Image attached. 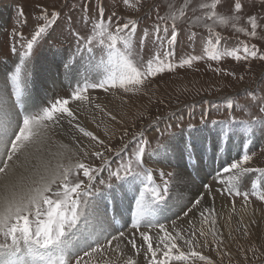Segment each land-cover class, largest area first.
I'll return each instance as SVG.
<instances>
[{
	"label": "snow or ice",
	"instance_id": "obj_1",
	"mask_svg": "<svg viewBox=\"0 0 264 264\" xmlns=\"http://www.w3.org/2000/svg\"><path fill=\"white\" fill-rule=\"evenodd\" d=\"M123 4L138 10L139 0H123ZM221 6L222 0H181L178 5L168 0L164 15L157 9L151 32L145 28L137 39L138 19L123 18L121 24L115 12L105 18L102 4L90 17L84 5L81 21L86 31L82 34L69 29L75 43L67 54L58 46L63 34L62 28L57 31L61 18L58 10L41 6L28 36L14 31L19 47L14 43L10 49L15 59L4 71V92L0 95V264H140L141 257L145 264H212L202 249L209 247V237L213 244L223 243L217 232L215 209L206 206V198H215L212 186L203 184L204 191H197L181 206L173 203L171 195L173 180L181 172L161 170L160 182L156 183L153 170L146 165L156 156L165 161H187L191 167L205 158L223 160L213 177L219 186L216 192L242 197L245 208L250 197L264 202V167L249 166L252 155L247 151L256 124L264 128V97H256L249 90L243 93L259 105L258 116L248 110L251 105L240 106L233 98H225L228 110L239 107L250 118L209 120L210 113L205 112L198 124L178 123L175 131L169 126L161 133L164 139L156 138L154 148L143 130L135 133L131 137L134 146L124 143L115 153L119 156L127 152V159L121 156V163L114 169L108 167L106 179H99L109 164L104 151L89 153L77 143L74 149L61 144L47 157L37 153L42 151L39 145L50 126L61 120H67L107 152L113 151L93 132L73 123L77 120L74 102L103 111L101 105L93 103L90 90L132 92L165 71L205 58L264 61V52L255 44L238 40L229 48L226 43L222 45L225 37L216 30L231 29L255 39L264 30L261 18L249 14L245 19L243 0H232L225 11H220ZM23 16L22 9L18 10V20ZM23 23L27 24L26 19ZM182 24L186 25L190 43L198 35L195 29L204 30L206 35L201 37V55L188 54L174 64ZM149 39L154 50L145 58ZM44 44L58 57L53 68L69 81L68 95L45 97L34 105L29 86L36 77L37 51ZM30 107L35 110L30 111ZM237 138L241 150L229 158ZM90 156L101 160V165L86 163ZM33 159L38 162L30 164ZM98 179L99 188L95 184ZM245 181L250 187L241 190ZM120 194L126 198L119 214L123 225L111 232L109 226L119 222L116 197Z\"/></svg>",
	"mask_w": 264,
	"mask_h": 264
},
{
	"label": "rangeland",
	"instance_id": "obj_2",
	"mask_svg": "<svg viewBox=\"0 0 264 264\" xmlns=\"http://www.w3.org/2000/svg\"><path fill=\"white\" fill-rule=\"evenodd\" d=\"M175 2L178 5L181 0H175ZM167 3L168 0H139L137 10V8L126 7L123 0H0V76H2L0 79L4 81V71L15 59L8 52V46H12L17 41L13 35L14 31H21L28 36L37 23L35 17L39 15L41 6H46L49 11H60L61 18L57 31L62 28L63 34L58 38V46H62L67 54L70 45L75 43L69 29L80 31L82 34L86 31L81 21V17L85 15L82 6H88L87 15L90 17L97 13L98 6L102 4L105 9V18L115 12L117 17L121 18L118 21L121 24L124 23L123 18L138 19V39L145 28L151 32V26L156 22L157 9L159 14L164 15ZM231 6L232 0H228L227 3H223L222 0L220 11H225ZM21 9L24 16L18 20L17 13ZM243 13L245 19L249 14L257 15L261 18L260 23L264 25V0H243ZM25 19L26 25L23 23ZM240 23L244 25V20ZM216 30L225 37L222 45L226 43L229 48H232L237 45L238 40L246 41L255 44L261 52H264V30L260 31L257 38L251 40L242 34L234 33L231 29L217 28ZM194 31L198 35L195 41L190 43L186 25L180 26L175 56L172 58L174 64H178L180 59L188 54H202L201 37L206 35V32L202 29ZM16 46L19 47L18 43ZM153 50L154 45L149 39L143 53L144 57L148 58ZM53 53L54 49L48 47L47 44L42 45L37 51L36 77L33 86L29 88L31 103L34 105L40 104L45 97L55 98L68 95L69 81L62 73L57 75L54 70L53 65L58 62V57H55ZM217 69L220 71H216ZM228 73H234V75ZM1 80L0 88L2 87ZM245 90L254 91L256 97H264V61L259 59L236 61L231 57L214 61L205 58L193 62L191 66L175 67L172 71H165L150 78L143 87L132 92L90 90V96L95 98L93 103L101 105L103 111L91 104L81 105L74 102L72 108L77 114V120L73 123L93 132L104 141V145L111 147L113 151L107 152L104 146L97 145L95 141L84 137L67 120H61L58 124L50 126L46 139L39 145L42 149L40 153L47 154L50 150H52L51 153H55L61 144L74 149L79 143L89 153L93 150L104 151L109 158V163L117 166L121 163V156L127 159L128 155L124 153L116 155L117 149L124 143L134 146L135 142L131 137L141 130L144 131L145 138L154 148L156 138L164 139L161 133L165 132L169 126H172L175 131V125L178 123L198 124L202 113L205 112L210 113L209 120H223L228 117L238 120L250 118L241 112L239 107L228 110L225 98H233L240 106L251 105L248 110L252 115H260L259 105L253 104V98L243 94ZM3 92H0V95ZM29 110L34 111L35 108L30 107ZM160 126H162L160 131L155 129ZM125 132L127 135H124ZM239 144L240 141L237 138L230 150L229 158L236 157L237 152L241 150ZM128 151H131V147ZM247 151L252 155L249 166L264 167V128L259 124L255 126V135ZM86 163L99 167L102 161L90 156ZM222 163L223 160L205 158L196 167H191L187 165V161L178 159L165 161L160 156H156L146 166L153 170L154 178L161 170L168 172L182 169L181 176L174 178L171 188L173 203L181 206L193 198L197 186L199 189H203V184L212 186L218 198L210 202L216 212L218 235L223 240V243L213 244L209 237V247L202 249L203 254L209 257L212 264H264V202L250 197V203L245 208L242 197L233 198L227 193L221 195L216 192L219 186L211 178L214 177L215 170ZM107 176L108 172L104 169L99 179H106ZM99 179L95 182L97 188L101 187ZM248 184L249 182L245 181L241 190L248 189L250 187ZM116 202L117 219L119 218L123 224L119 214L126 204V198L123 194L117 195ZM233 204L235 211H233ZM119 229L114 224L109 226L111 232ZM245 230L247 235H245ZM249 249L253 250L249 251ZM140 264H145L143 257L140 258Z\"/></svg>",
	"mask_w": 264,
	"mask_h": 264
},
{
	"label": "bare ground",
	"instance_id": "obj_3",
	"mask_svg": "<svg viewBox=\"0 0 264 264\" xmlns=\"http://www.w3.org/2000/svg\"><path fill=\"white\" fill-rule=\"evenodd\" d=\"M2 77V76H0ZM1 80V79H0ZM1 84H2V87L0 88V92L4 91V81L1 80ZM31 86L33 85H30L29 88H31ZM58 86V85H57ZM73 105V104H72ZM74 110V109H73ZM59 148V147H58ZM54 149V148H53ZM52 150H50L47 154H44V153H37V155L39 156H42V157H47V155L49 153H51ZM53 153V152H52ZM38 161L36 159H33L30 161V164L32 163H37ZM180 171H182V169H180ZM213 179V178H211ZM197 191L199 192H203L204 190L203 189H199L198 186H197V189L194 191L195 193H197ZM217 196H215V199H216ZM218 198V197H217ZM212 199L211 198H206V206H212V203L210 202ZM214 201V200H213ZM217 201V200H216Z\"/></svg>",
	"mask_w": 264,
	"mask_h": 264
}]
</instances>
